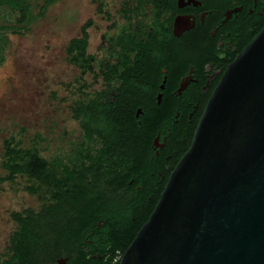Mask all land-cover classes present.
<instances>
[{"label": "flooded vegetation", "instance_id": "flooded-vegetation-1", "mask_svg": "<svg viewBox=\"0 0 264 264\" xmlns=\"http://www.w3.org/2000/svg\"><path fill=\"white\" fill-rule=\"evenodd\" d=\"M95 12L101 23L85 21L63 48L77 74L62 103L80 135L50 156L39 131L26 146L14 139L25 173L7 177L0 158V185L23 177L34 200L10 211L7 242L20 213L44 245L40 264H119L228 65L264 25V0H101Z\"/></svg>", "mask_w": 264, "mask_h": 264}, {"label": "water", "instance_id": "water-1", "mask_svg": "<svg viewBox=\"0 0 264 264\" xmlns=\"http://www.w3.org/2000/svg\"><path fill=\"white\" fill-rule=\"evenodd\" d=\"M119 264H264V25L228 65Z\"/></svg>", "mask_w": 264, "mask_h": 264}, {"label": "rangeland", "instance_id": "rangeland-1", "mask_svg": "<svg viewBox=\"0 0 264 264\" xmlns=\"http://www.w3.org/2000/svg\"><path fill=\"white\" fill-rule=\"evenodd\" d=\"M35 1L43 3V0ZM100 2L56 0L27 31L9 34L5 59L0 63V158L4 141L12 136L26 146L39 131L46 138L40 146H48L43 154L50 156L68 148V141L80 135L76 125L75 128L68 125L71 124L66 105L69 101L62 103V95L67 96L62 82L77 74L64 59L63 48L70 37L79 34L85 21L101 23L100 15L95 12ZM93 29L94 24L89 28L91 35ZM4 174L0 168V175ZM24 184L23 177H16L13 182L0 185V256L9 252L11 243L7 239L17 227L10 211L34 201L24 191Z\"/></svg>", "mask_w": 264, "mask_h": 264}, {"label": "trees", "instance_id": "trees-1", "mask_svg": "<svg viewBox=\"0 0 264 264\" xmlns=\"http://www.w3.org/2000/svg\"><path fill=\"white\" fill-rule=\"evenodd\" d=\"M55 1L43 0V3L40 4L35 0H0V63L5 59L10 41L9 34L21 33L22 30L27 31L29 25L35 19L43 17L48 6ZM37 7L38 10L35 12ZM76 42L78 41H71L69 51H72L73 44ZM84 44L81 45V54L84 50ZM74 58L72 61L76 60V57ZM87 134L89 135V133ZM12 142H14L13 136L6 139L3 145L5 149L3 155L8 159L2 163V166L9 172L7 177H11L14 173H25L27 171V165L23 160L26 156V148L16 147ZM16 158H19V160H16ZM149 215L150 213L145 217L141 226L146 222ZM13 216L17 221H20V226L11 237L9 252L0 256V264H40L38 257L44 245L31 234V228L27 220L20 213H14Z\"/></svg>", "mask_w": 264, "mask_h": 264}]
</instances>
